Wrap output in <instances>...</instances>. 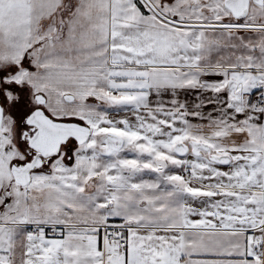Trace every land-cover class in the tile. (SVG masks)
I'll return each instance as SVG.
<instances>
[{
	"label": "snow or ice",
	"instance_id": "obj_1",
	"mask_svg": "<svg viewBox=\"0 0 264 264\" xmlns=\"http://www.w3.org/2000/svg\"><path fill=\"white\" fill-rule=\"evenodd\" d=\"M0 264H264V0H0Z\"/></svg>",
	"mask_w": 264,
	"mask_h": 264
}]
</instances>
